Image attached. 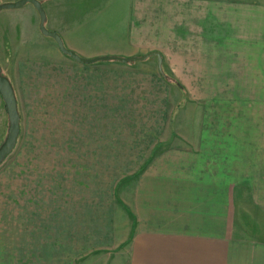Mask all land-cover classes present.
Returning a JSON list of instances; mask_svg holds the SVG:
<instances>
[{
  "label": "rangeland",
  "instance_id": "1",
  "mask_svg": "<svg viewBox=\"0 0 264 264\" xmlns=\"http://www.w3.org/2000/svg\"><path fill=\"white\" fill-rule=\"evenodd\" d=\"M37 1L43 26L60 36L65 49L90 60L127 58L130 51L145 56L128 46V34L138 25L144 35L168 18L160 12L151 22L160 0L136 16L130 0ZM36 13L28 3L0 12L1 76L12 85L20 117L16 145L0 164V238L12 230L15 238L29 240L31 254L40 243L47 255H77L103 233L106 243L119 216L132 221V179L148 153L140 148L167 142L171 112L179 141L194 138L189 132L198 115L207 129L202 141L236 148L230 158L225 154L228 168L222 169L230 179L264 177V80L257 70L249 77L251 63L237 72L248 77L232 81L238 87L180 86L175 73L181 71L165 70L162 59L159 67L156 56L80 64L40 33ZM5 112L0 97V145L8 128ZM206 162L208 168L212 162ZM233 186L232 237L263 234L255 222L263 217L264 198L254 200L251 183Z\"/></svg>",
  "mask_w": 264,
  "mask_h": 264
},
{
  "label": "crops",
  "instance_id": "2",
  "mask_svg": "<svg viewBox=\"0 0 264 264\" xmlns=\"http://www.w3.org/2000/svg\"><path fill=\"white\" fill-rule=\"evenodd\" d=\"M130 1H135V16L151 12L145 11L146 6L157 3ZM160 1L151 22L166 12L164 25L151 27L144 35L135 25L128 34V46L135 54H160L165 70L181 71L175 76L183 87H238L232 81L247 76L237 72H245L249 63V77H255L257 70L261 72L257 78L264 80V0H218L210 5L205 0ZM128 54L127 58H137L131 51ZM174 115L167 117V142L135 147L148 153L132 179V221L125 214L119 216L107 229L111 236L106 243H101L104 233L100 238L92 236L98 243L84 240L85 248L77 255H47L39 241L36 254H31L29 240L15 238L7 230L0 238V264H264V232L232 237L231 225L233 184L251 183L254 200L263 199L264 177L230 179V171H223L228 168L224 159L236 148L202 141L207 129L199 125L198 115L189 132L194 138L179 141L170 122ZM206 161L214 166L209 163L206 168ZM261 204L263 217L256 219L257 226L264 223Z\"/></svg>",
  "mask_w": 264,
  "mask_h": 264
},
{
  "label": "water",
  "instance_id": "3",
  "mask_svg": "<svg viewBox=\"0 0 264 264\" xmlns=\"http://www.w3.org/2000/svg\"><path fill=\"white\" fill-rule=\"evenodd\" d=\"M27 3L31 4L36 10L37 12L36 14H38L39 24L37 26H38L40 33L43 36L53 39L58 47V50L62 54L71 57L72 59H74V61L80 64H93L99 61H118L122 63H128L132 61H142L146 59V57H149V56H156L158 66L160 67L161 58H160V55L156 52H151L139 58H127L126 59V58H121V57H115V58L114 57H103V58L97 57V58H91L90 60V59H85V58L80 57L78 54H76L72 50L65 49L61 38H59L60 36L56 34L55 32L47 30L45 26H43L45 22V14L41 7L40 2H38L37 0H18L15 2L1 3L0 12L4 10H12V9L16 10V9L23 7ZM11 87L12 85L10 84L9 80L6 77L1 76V68H0V97H1V101L4 104L5 111H6L5 113L8 119L7 134L5 136L4 141L0 145V164L12 152L13 148L15 147L17 138H18L17 136L19 135V130H20V117L17 112V103L15 100L16 98L14 95V90Z\"/></svg>",
  "mask_w": 264,
  "mask_h": 264
}]
</instances>
